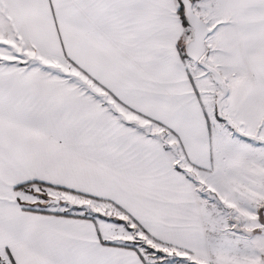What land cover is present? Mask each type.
<instances>
[{"label": "snow or ice", "instance_id": "obj_1", "mask_svg": "<svg viewBox=\"0 0 264 264\" xmlns=\"http://www.w3.org/2000/svg\"><path fill=\"white\" fill-rule=\"evenodd\" d=\"M0 264H264V0H0Z\"/></svg>", "mask_w": 264, "mask_h": 264}]
</instances>
